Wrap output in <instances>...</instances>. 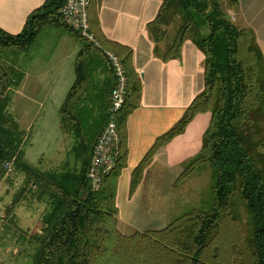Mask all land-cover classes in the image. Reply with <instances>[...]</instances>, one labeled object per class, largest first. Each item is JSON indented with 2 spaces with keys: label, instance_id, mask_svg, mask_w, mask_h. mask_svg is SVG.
Masks as SVG:
<instances>
[{
  "label": "trees",
  "instance_id": "16d2710c",
  "mask_svg": "<svg viewBox=\"0 0 264 264\" xmlns=\"http://www.w3.org/2000/svg\"><path fill=\"white\" fill-rule=\"evenodd\" d=\"M222 1L163 0L147 24L153 53L161 60L179 58L186 38L203 52L204 87L180 119L155 139L130 180L131 194L155 150L180 134L197 113L209 111L200 150L176 182L208 165L213 179L211 200L208 206L189 208L163 227L129 233L118 228L115 197L126 165V117L138 106L141 92L132 50L112 43L118 47L114 53L126 78L124 101L116 115L119 142L112 168L99 187L92 189L86 170L108 119L116 79L104 56L106 50L65 25L59 11L64 0H44L17 33L0 28V46L12 50L31 46L46 23L63 26L82 43L74 64L75 79L58 109L61 128L73 139L71 153L79 168L44 170L24 159L23 129L7 110L16 66L0 61V179L6 164L13 165L24 174L21 190L48 205L40 231L28 238L34 251L25 264H264V56L252 30L237 27ZM234 1L227 0V4L232 6ZM88 20L96 40L102 39L94 8L88 11ZM175 22L174 34L164 41L167 26ZM91 52L106 61L87 59ZM94 62L107 65L105 79L97 83L90 68ZM233 196L247 213L244 235Z\"/></svg>",
  "mask_w": 264,
  "mask_h": 264
},
{
  "label": "crops",
  "instance_id": "0c3cea01",
  "mask_svg": "<svg viewBox=\"0 0 264 264\" xmlns=\"http://www.w3.org/2000/svg\"><path fill=\"white\" fill-rule=\"evenodd\" d=\"M162 1L89 0L88 11L95 9L102 33V39L96 40L100 48L115 52L118 47L112 43L129 47L132 50V65L141 79L138 106L126 117V165L116 185L117 223L122 229L139 230L156 224L150 227H163L157 221L159 219L156 220L159 214L141 212L140 197L145 188L149 189V193H158V186L167 179L170 185L175 186L186 163L200 150L202 135L210 120L209 111L197 113L180 134L155 150L145 163L140 180L130 194L133 169L144 158L155 139L180 119L186 107L204 87V54L191 39L186 38L182 42L179 58L163 61L153 53L154 42L148 35L147 24L157 15ZM43 2L0 0V28L12 34L19 32L27 16ZM224 2L230 20L239 28L252 30L264 56V0H235L232 6L227 4V0ZM41 33L38 59L32 61V64H18L21 79L14 93L27 99L20 107L17 104L18 113L23 117L29 114V99H39L34 104L40 107L42 118L32 142L35 136H39L43 144L47 143L48 138L52 139L51 134L47 136L45 133L46 123L52 120L50 127L59 140L53 154L57 157L61 148L63 151L66 149L67 140L72 142V137L61 128L58 109L75 79L74 64L82 43L57 24H43L37 36ZM21 51L23 49L19 53ZM87 59L106 61L101 54L93 52ZM90 68L96 83L105 79L107 65L104 68L94 62ZM53 155H44L42 152L35 160L37 162L40 157L50 159ZM143 215L151 216L145 218Z\"/></svg>",
  "mask_w": 264,
  "mask_h": 264
},
{
  "label": "rangeland",
  "instance_id": "374dc122",
  "mask_svg": "<svg viewBox=\"0 0 264 264\" xmlns=\"http://www.w3.org/2000/svg\"><path fill=\"white\" fill-rule=\"evenodd\" d=\"M221 4L222 8L227 11L228 7L226 6V2L223 0ZM176 28V22L167 26L166 29L168 34L164 41H167L174 34ZM42 35L43 33L39 34L35 43L25 50L23 49L20 53L19 50H12L11 48L0 46V61H10L17 65L16 75H14L13 79L14 82L9 90L10 101L7 110L15 118L19 127L23 129L24 141L21 145V149L24 151V159L27 162L33 165L41 164L40 166L38 165V167L44 170L79 168V163L71 153L72 138V142H69V139L67 140L66 149L64 151L61 148L60 154L57 157L53 155L55 148L59 144V140L56 139V132L50 127V124H53L52 120L46 123L47 130L45 132L47 136L51 134L52 139L48 138L47 143L43 144L39 136H35L32 142L40 117L42 118V115H40V107L34 104V102L39 99H29L31 105H29L28 115L23 117V115L18 113L17 104H19L20 107L23 101H27V99L22 98L19 94L14 93L21 79V74H19L17 70L18 64L20 62H23L25 65L32 64V61L38 59L37 56L41 52ZM164 41L161 42L160 45H162ZM47 117H49V115ZM69 137H71V135ZM42 152L44 155L53 156L50 159L47 157H40L37 159V163L35 159ZM59 157L60 159H58ZM212 180L211 169L208 165H205L199 169L197 168L184 178L179 179L175 186L170 185L167 179V181L158 186V193H149V189L145 188L144 193L140 197L141 212L159 214L156 220L159 219L157 221L165 226L173 218L191 207L208 206L211 200ZM23 183L24 174L22 172L16 170L13 165L4 167V173L0 179V264H25L31 261L34 244L30 242L28 238L40 231L41 218L48 210L46 202L37 200L28 190H21ZM15 198L18 200L13 204L11 209L8 210V207ZM233 199L235 200L234 202L239 215L237 223H239L240 231L244 235L247 227V213L241 200L236 196H233ZM150 216L151 215H143L142 217L150 218ZM152 218H155V216L152 215ZM150 226L148 227L147 225V227H142V229L139 230L151 228ZM124 228L122 229L121 227L119 229L126 233L133 231V229Z\"/></svg>",
  "mask_w": 264,
  "mask_h": 264
},
{
  "label": "built area",
  "instance_id": "2783aa9c",
  "mask_svg": "<svg viewBox=\"0 0 264 264\" xmlns=\"http://www.w3.org/2000/svg\"><path fill=\"white\" fill-rule=\"evenodd\" d=\"M88 7L89 0H64L59 11L65 25L77 31L88 41L98 45L94 33L90 30ZM104 56L112 67L116 79L110 93L108 119L94 145L86 170V177L92 189L99 187L103 175L114 164V156L119 142L116 115L123 104L126 89V78L119 56L110 50L104 51Z\"/></svg>",
  "mask_w": 264,
  "mask_h": 264
}]
</instances>
